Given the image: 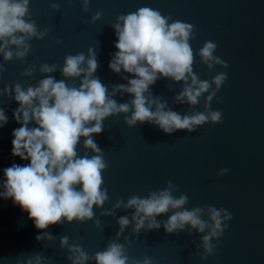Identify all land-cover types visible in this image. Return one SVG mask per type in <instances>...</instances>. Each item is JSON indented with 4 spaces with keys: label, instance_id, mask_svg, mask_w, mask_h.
<instances>
[{
    "label": "water",
    "instance_id": "obj_1",
    "mask_svg": "<svg viewBox=\"0 0 264 264\" xmlns=\"http://www.w3.org/2000/svg\"><path fill=\"white\" fill-rule=\"evenodd\" d=\"M54 2L59 3V11L50 8ZM142 7L171 17L169 23L180 20L194 26L196 35L189 41L195 57L193 72L209 81L219 72L227 74L209 108L222 113V123L209 122L192 133L177 130L166 134L147 122L128 127L123 122L125 114L106 118L104 131L94 135L108 163L103 186L109 200L101 208L93 206L94 219L100 220V227L92 221L50 225L44 231L55 239L37 242L35 237L41 233L28 213L14 205L11 198L0 197V264H16L28 253H41L48 258V264H71L67 248L59 246L62 236H67L70 243L76 241L89 256L102 251L116 238L117 219L130 217L132 210L116 209L114 216H100V212L111 209L118 198L125 202L132 195L143 198L149 191L162 190L169 181L178 186L175 196H188L187 209L211 205L226 209L232 219L226 222L222 236L211 241L216 247L206 259H201L203 250L199 248L203 234L193 231L189 235L187 227L178 234H167L161 227L141 230L136 236L127 228L117 242L125 245L130 259L148 257L153 264H264V0H90L88 12L81 10V0H30V18L38 30H51L44 39L30 41L32 50L24 64L17 60L5 63L0 89L15 83L26 87L44 78L38 71L32 77L20 75L33 64L37 69L42 63L56 64L58 70L49 75L64 79L59 71L64 57L80 52L87 55L89 47L96 52L98 61L94 75L109 91L113 85L126 84L121 77L131 79L132 74L123 70L116 74L108 68L111 55L117 51L115 32L110 26L116 16ZM96 12L102 13L101 18L90 23ZM57 39L62 43L55 44ZM205 41L217 44L214 55L225 61L227 68L216 65L209 71L200 62L196 53ZM79 79L66 82L79 86ZM150 90L181 115L204 110L207 93L194 107L177 104L174 96L182 90V84L170 78L158 79ZM113 98L124 103L132 96L118 92ZM0 107L8 117L7 124L0 128L3 182L5 168L27 165L29 161L11 155V133L21 126L13 119L18 103L0 96ZM77 151L83 155L80 146ZM222 168L228 172L218 177ZM166 219L167 215L157 216L158 221Z\"/></svg>",
    "mask_w": 264,
    "mask_h": 264
},
{
    "label": "clouds",
    "instance_id": "obj_2",
    "mask_svg": "<svg viewBox=\"0 0 264 264\" xmlns=\"http://www.w3.org/2000/svg\"><path fill=\"white\" fill-rule=\"evenodd\" d=\"M89 2L81 0L83 12H88ZM29 3L30 0H0V74L6 71L7 62L17 60L24 64L32 50L30 41L44 39L51 30L47 27L38 30L36 22L30 18ZM50 8L59 11L60 5L54 2ZM101 16V12H96L89 22ZM170 20L171 17L149 7L116 16L110 27L115 32L117 51L111 55L108 68L116 74L123 70L134 78L122 76L127 83L113 85L111 91L94 75L98 61L91 47L87 55L80 52L64 57L63 66L59 68L64 79L56 80L49 75L58 70L56 64L42 63L38 69L33 64L20 75L32 77L38 71L44 78L26 87L15 83L0 89V96L10 97L19 105L13 112V119L21 126L11 133V155L29 161L27 165L12 164L3 170L0 197L11 198L14 205L28 213V218L41 233L35 237L37 242L55 239L44 231L50 225L92 221L100 227V220L94 219L93 206L101 208L109 200L103 186V173L108 163L94 135L104 131L106 118L125 114L123 122L128 127L147 122L166 134L177 130L192 133L206 123H222V113L209 108L227 80V74L219 72L211 81L201 80L193 72L195 57L189 43L195 38L196 29L190 23L180 20L169 23ZM60 43L59 39L55 41L57 45ZM216 49L215 42L205 41L196 53L209 71L216 65L228 67L214 55ZM76 78H81L79 86L66 82ZM161 78L182 84V90L174 96L177 104L194 107L207 93L204 110L183 115L171 110L166 101L154 97L150 90ZM118 92L130 94L132 99L118 103L113 98ZM7 122L5 109L0 107V128ZM30 123L35 126L30 127ZM78 146L84 150L83 155L78 153ZM227 172V168H222L217 176ZM177 191L178 186L169 181L162 190L149 191L143 198L132 195L126 202L118 198L111 209L101 211L100 216H114L116 209L132 210L130 217L124 215L117 219L116 238L102 251L89 256L76 241L70 243L67 236L59 239V246L67 248V260L71 264L89 261L95 264H153L148 257L129 258L125 245L117 242L125 229L131 228V234L136 236L141 230L161 227L167 234H178L187 227L189 235L193 231L203 234L199 248L203 250L201 259H206L216 247L211 241L222 236L232 215L224 208L211 205L189 210L185 207L188 196L180 194L177 197L174 195ZM161 215H167V219L158 221L157 216ZM124 240L127 242L128 237ZM16 264H48V258L41 253H28L25 259H17Z\"/></svg>",
    "mask_w": 264,
    "mask_h": 264
}]
</instances>
